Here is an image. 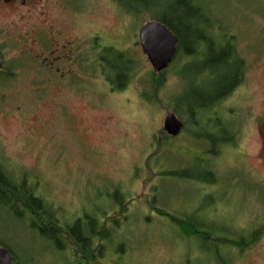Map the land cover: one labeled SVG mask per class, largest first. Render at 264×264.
<instances>
[{
  "label": "rangeland",
  "instance_id": "rangeland-1",
  "mask_svg": "<svg viewBox=\"0 0 264 264\" xmlns=\"http://www.w3.org/2000/svg\"><path fill=\"white\" fill-rule=\"evenodd\" d=\"M62 1L76 18L71 32L81 39L95 32L101 38L94 41L96 47L116 65L120 53L113 43H119L133 61V76L124 90L114 92L101 81L75 92L56 81L41 86L25 76L0 79V156L10 171L29 175L37 194L69 223L119 226L113 229L114 243H106L104 258L96 264H221L220 256L225 264H264V236L252 249L242 251L223 242L248 239L264 221L256 192L264 185V167L251 157L252 133L242 126L245 110L239 112L237 145L222 146L228 148L208 161L211 157L203 152L207 146L195 134L202 129L216 137L220 130L200 113L193 119L201 125L191 124L180 99L186 87L207 81L209 72L193 77L201 58L181 56L172 62L151 103L143 87L153 71L137 37L139 28L150 21L149 12L130 16L112 0ZM201 5L206 11L199 13H207L212 32L220 26L222 33L233 37L246 64H253L254 56L264 50V0H201ZM52 9L62 12L57 5ZM199 13L196 21H190L192 32L206 28ZM10 38L6 51L15 57L18 47L13 43L18 41ZM258 64L249 71L253 83L260 80L264 58ZM211 69L220 73L218 65ZM96 74L100 77L98 67ZM177 107L186 132L162 143L163 120ZM223 107L227 115L235 112L231 100ZM221 121L226 122L224 113ZM203 144L209 143L204 139ZM205 161L215 173L204 175L211 183L159 176L161 170L182 172L188 167L203 173ZM121 205L124 214L118 212ZM152 205L164 214H155ZM15 220L0 215V241L10 245L21 264H73L70 249H54ZM187 223H211L210 239L178 236L179 227Z\"/></svg>",
  "mask_w": 264,
  "mask_h": 264
},
{
  "label": "trees",
  "instance_id": "trees-1",
  "mask_svg": "<svg viewBox=\"0 0 264 264\" xmlns=\"http://www.w3.org/2000/svg\"><path fill=\"white\" fill-rule=\"evenodd\" d=\"M112 1L130 16L139 17L142 13L148 11L147 16L151 21L161 22L177 37L178 48L173 64L181 56L201 58V67L194 69L193 77H202L204 73L209 72L210 75L207 76V81L205 83L201 81V85H194V88L190 85L186 87L180 99L184 103L181 104L184 111L191 116V119L197 116V113H200L209 122L215 120V124L220 130L216 137L210 134L204 135L201 132L195 134V138H198L201 144L204 139L209 143L206 144V151L211 157L209 160L213 162V158H218L221 152L228 148H223L222 146L229 145V147H233L235 145L234 140L227 135L230 123L227 124L226 122L230 119L225 118L226 122L224 123L221 121V116H219L221 114L220 105L230 94V90L225 86H234V84L242 79V66L237 62V58L234 55L233 37L226 32L222 33L220 27H217L215 32H212V25L208 21L207 13H199L206 11L202 8L201 0H174V3L171 5H169L171 0H163L164 4L162 3L161 5L159 2L155 3L156 0ZM181 9H185V13H181ZM197 13L203 16L202 18L206 27L203 28L202 32L198 33L192 32L189 28L191 26L190 21L198 19ZM226 37L228 39L225 40L224 38ZM117 58L120 60V65H116L113 61L114 64L112 65L110 75H104L111 86H113L114 78L116 77L123 79L120 86L123 85L125 79L127 82L134 65L126 53H121V56H117ZM217 65L220 68V73L211 69ZM239 68H241V73L237 72ZM166 72L169 71H164L158 75L150 73L146 76L143 88L145 89V93H149V95H145L146 100L151 103L157 99L156 94L166 79ZM237 79L239 80L237 81ZM224 89L226 90L223 91ZM222 91L225 93L221 94ZM173 111L182 120V113L179 111V107ZM193 122L195 126L201 125L199 121L195 122L194 119L191 121V124ZM162 137V143L168 140V137L164 134ZM159 143L160 141L157 143L158 147L162 145V143ZM211 171V168L204 165L203 173L196 170L194 172L188 167L184 168L182 172L161 170L159 171V176L178 177L188 181L211 183L213 180L209 181L204 177V175L214 176L215 173ZM28 178L29 175L27 174L10 171L7 162L0 156V215L14 218L18 223L22 222L32 233L38 234V237L44 243L53 244L54 249L58 251L70 249L72 252L71 257L73 256V264H96L106 251V243H114L113 229H119V226L107 222L108 225L105 229V227H96L94 221L83 225L78 221L67 222L62 216L56 214L51 204L37 194L36 182H31ZM150 208L157 215L164 214V211L158 209L156 205H152ZM118 212L119 214L126 212L123 205L120 206ZM149 219L148 217L147 220ZM210 225L211 223L206 225L191 223L181 225L178 236L198 238L202 242L207 241L210 239L212 232ZM110 227L111 233L108 230ZM263 231L264 226H261L255 231L253 239L246 240L241 237L237 240H224L223 242H227L239 251L252 249ZM118 244H121V242ZM0 246L7 249L16 264H21L9 244L1 240ZM214 252L216 254L219 253L217 250ZM219 260L221 264H225L224 257L220 256Z\"/></svg>",
  "mask_w": 264,
  "mask_h": 264
},
{
  "label": "flooded vegetation",
  "instance_id": "flooded-vegetation-1",
  "mask_svg": "<svg viewBox=\"0 0 264 264\" xmlns=\"http://www.w3.org/2000/svg\"><path fill=\"white\" fill-rule=\"evenodd\" d=\"M62 2V0H0V38H2L0 78L10 80L25 76L31 83H39L41 86L56 81L59 85L76 92L81 90L80 86H84L83 83L94 80L96 67L101 70L103 59L109 67L111 66L110 60L104 57V50L102 49L101 52L96 50L94 41L101 38L97 37L95 32L86 34L84 39L71 32L76 24V18L60 4ZM55 5L62 12H53L52 8ZM10 37H16L19 43H13L18 47L15 57H8L6 51L7 42L11 41ZM119 53L121 55V52ZM234 55L243 72L242 79L240 81L237 79L238 83L231 87L225 86L230 90L225 102L231 100L232 109L235 111L232 110L233 122L228 126L227 135L234 142L238 141L240 132L238 117L240 110L244 109L245 122L242 126H247L248 131L252 133L251 157L264 167V69L260 80L256 83H253L249 76V71L259 67L260 59L264 58V50L259 52L257 57L254 56L253 64L250 65H247V59L237 53L236 48ZM6 56L9 59L6 60ZM7 62L10 64L9 67ZM237 72L241 73V68ZM251 90L254 94H251ZM223 91L221 94L225 93ZM39 92L40 90H36V93ZM248 102L250 104L247 105ZM256 192L260 198V201L258 198L257 200L262 204L264 211V185ZM100 226L104 227L105 224ZM261 226H264V221ZM255 231H257L256 227L249 234V240L253 239ZM262 236L264 231L259 235V239Z\"/></svg>",
  "mask_w": 264,
  "mask_h": 264
},
{
  "label": "water",
  "instance_id": "water-1",
  "mask_svg": "<svg viewBox=\"0 0 264 264\" xmlns=\"http://www.w3.org/2000/svg\"><path fill=\"white\" fill-rule=\"evenodd\" d=\"M138 38L153 71L159 73L165 70L176 53V36L161 22L148 21L139 29ZM181 129L182 123L174 114L164 118L163 130L168 136L176 137ZM0 264H15L14 259L3 247H0Z\"/></svg>",
  "mask_w": 264,
  "mask_h": 264
}]
</instances>
